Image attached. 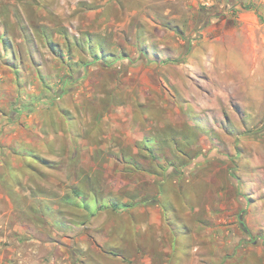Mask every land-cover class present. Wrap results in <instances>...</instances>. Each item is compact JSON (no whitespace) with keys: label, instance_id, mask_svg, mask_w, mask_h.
<instances>
[{"label":"rangeland","instance_id":"rangeland-1","mask_svg":"<svg viewBox=\"0 0 264 264\" xmlns=\"http://www.w3.org/2000/svg\"><path fill=\"white\" fill-rule=\"evenodd\" d=\"M229 3L0 0V71L11 75L0 87L6 105L0 141L27 158L15 161L19 169L7 179L25 187L13 220L37 241L22 238L12 247L16 259L11 244L0 243L2 261L264 264V70L259 107L240 95V84L215 87L209 74L218 67H211L205 43L217 32L206 27L237 26L229 19L234 11L223 13ZM247 38V53L257 54ZM189 53L199 56L194 69L178 64ZM250 71L242 70L243 83L256 80ZM195 88L202 90L197 111ZM116 144L135 149L137 158L103 155H114ZM90 150L102 151L92 159L72 157ZM135 163L154 176L147 193L163 215V230L150 240L152 254L118 255L124 249H112L113 231L97 232L129 217L127 207L110 208L132 192L121 185L132 180ZM100 210L104 222L90 221Z\"/></svg>","mask_w":264,"mask_h":264},{"label":"crops","instance_id":"crops-1","mask_svg":"<svg viewBox=\"0 0 264 264\" xmlns=\"http://www.w3.org/2000/svg\"><path fill=\"white\" fill-rule=\"evenodd\" d=\"M234 11L235 16L229 17L230 20H234L237 23V26L227 28L225 24H220V27L217 29H214V23H211L206 27V30L209 29L211 33L217 32L216 36L213 38H209L207 41L208 43H205L206 46L210 48L209 53V60L210 65H215L214 71L209 74H213L215 83L213 80H211V83L215 84L217 83L222 87V85L225 86V88L229 87L232 88L233 85L237 86L240 84V95H245L250 101H255L257 107L260 106V97L258 99V93L260 92V74H262L264 70V48H263V34L264 31V4L261 2V0H230V3L227 8H225L224 14H228L229 12ZM219 16L215 17L217 20ZM260 29V31H259ZM218 31L226 33H233L235 34V38L228 39L227 37L223 35H219ZM250 37L251 44L255 49V52L258 54L255 55H249L247 53V49L249 46V40L247 37ZM205 41V40H204ZM195 52V51H194ZM191 53L186 56V61H183L180 63V67H191L194 69L199 56L195 53ZM200 57L207 58L206 55H200ZM189 58V59H188ZM214 60V62H213ZM218 63V64H217ZM251 63V64H250ZM190 64V65H189ZM192 65V66H191ZM246 65H249L251 68V76L253 78H256V80L252 83H243L241 80L243 79V72L242 70L245 68ZM8 70L5 68V72L1 73L0 71V87H6V79H9L11 77L10 74L7 73ZM219 70H223V72H220ZM195 73V72H193ZM240 74L239 78H235L232 75ZM195 75V74H194ZM192 77V76H191ZM189 79V78H187ZM11 84V83H10ZM216 87V86H215ZM196 89V88H195ZM198 89V90H197ZM195 92L196 96V102L193 103L192 107L194 111H197L198 109H201L202 102L200 101V96L202 90L200 88H197ZM3 94H0V102H3L2 100ZM198 96V97H197ZM10 106V105H9ZM5 104H0V108L5 109ZM212 108V103L209 102V106ZM4 125V123H3ZM7 129V128H6ZM8 141V140H7ZM0 144L5 148L2 152H0V243H7L11 244V247L7 248V250L10 251V254L12 256L11 259H16V256H20V253L17 249L12 248L14 245L15 247L19 245V241L24 237H29V239H32L31 242H37L35 241V236L32 234L31 230L30 232H25L26 227H19L17 222L13 220V217L18 215V212L20 211L19 207V201L26 197V194H24L25 187L22 184H19L17 181L12 180V182H9V174H12L16 172L19 167H17L15 161H20V159L25 158L23 154L19 152H12L10 150H7L9 147V141L6 142L5 139H1ZM116 149L113 153L114 155H108L106 152L105 155L107 158H121L125 157V155L128 154L129 157H133L134 159L137 158L138 152L134 149L130 153L129 151H122L121 146L119 144H116ZM102 150H93L88 151L87 155H81L74 152L72 157L78 156L81 159L88 158L92 159L94 156L97 155L98 152H101ZM55 155V154H54ZM102 155V156H103ZM101 156V157H102ZM41 157V156H40ZM69 154L66 153L64 155V158H68ZM71 157V155H70ZM11 158V161H7ZM27 159V158H25ZM135 168L130 172V176L132 174V180L129 181L127 184L123 183L121 186L124 187L127 185L128 191H132L129 196L125 195L123 198H121L119 201L117 200L114 202V205H111L113 208H110L113 212L120 211L119 213L124 212L123 207H127L125 209H128V215L129 217L123 215L119 216L117 219L111 220V222L114 223V220H116V224L119 222L121 225L120 227L112 226V223L109 221L106 224V228H104L105 232L100 231V229L97 232L98 237L100 235H103L104 233H107L109 231H113V239L114 240H121L120 242H115L114 240L111 242L112 249L117 252V249H124L123 251H119L118 255L127 253L130 255H138V254H152L154 250H152L154 247H152V243H150L157 234H160L163 230V215L160 213L157 214L154 210L155 205H157L156 201L153 200V192L152 194L147 193V189L150 191L151 188L154 186V176L152 173L150 174L147 172L146 168H137L138 164H134ZM143 165V163H142ZM134 167V166H133ZM125 168L122 166V168H119V174L125 172ZM139 169V170H137ZM146 169V170H145ZM124 170V171H123ZM159 185L163 184V181H160L158 183ZM113 185V184H112ZM110 185L111 189L113 190H121L122 187L118 185L117 188ZM29 190V189H27ZM139 193L138 195H135ZM141 194V195H140ZM149 197L151 199L149 200ZM32 203H35L36 197L33 195H29V198ZM41 198L39 197V201ZM155 203V204H154ZM104 206V204H102ZM118 205V207L116 206ZM120 206V207H119ZM114 207L119 210L114 211ZM104 209H106L104 207ZM106 211L100 210L96 211L95 214H93L92 219L90 221H94L96 223H102L104 222ZM97 218H99L97 220ZM125 220H128L127 222H124ZM165 219V218H164ZM16 222V223H15ZM13 223L15 225H13ZM125 224V226H124ZM124 226V227H123ZM34 227V226H32ZM34 229V228H29ZM127 231L129 234L128 236H125L123 232ZM116 233H118V236H116ZM156 233V234H155ZM32 235V236H31ZM102 237V236H101ZM107 239V238H106ZM126 239L128 240V243H125ZM85 240V237H80V243L83 244ZM123 240V241H122ZM149 241V242H148ZM2 245H0V256H3L5 254V251L2 250ZM4 248V247H3ZM99 249V247H96ZM128 248L129 250H125ZM84 251H87L84 250ZM21 264L23 261H19ZM31 263V262H30ZM0 264H10L9 262L2 261L0 258ZM13 264V263H12ZM42 264V263H41Z\"/></svg>","mask_w":264,"mask_h":264},{"label":"built area","instance_id":"built-area-1","mask_svg":"<svg viewBox=\"0 0 264 264\" xmlns=\"http://www.w3.org/2000/svg\"><path fill=\"white\" fill-rule=\"evenodd\" d=\"M261 2L264 4V0H261ZM259 31H260V29H259ZM262 34H263L262 37H264V31L262 32ZM262 42H263V48H264V38H263Z\"/></svg>","mask_w":264,"mask_h":264},{"label":"trees","instance_id":"trees-1","mask_svg":"<svg viewBox=\"0 0 264 264\" xmlns=\"http://www.w3.org/2000/svg\"><path fill=\"white\" fill-rule=\"evenodd\" d=\"M180 63H182V62H178V64H180Z\"/></svg>","mask_w":264,"mask_h":264}]
</instances>
